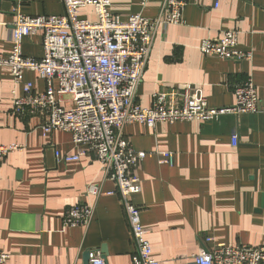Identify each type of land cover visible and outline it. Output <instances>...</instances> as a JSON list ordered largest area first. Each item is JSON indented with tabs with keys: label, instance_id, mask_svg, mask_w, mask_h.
Returning <instances> with one entry per match:
<instances>
[{
	"label": "crops",
	"instance_id": "obj_1",
	"mask_svg": "<svg viewBox=\"0 0 264 264\" xmlns=\"http://www.w3.org/2000/svg\"><path fill=\"white\" fill-rule=\"evenodd\" d=\"M110 0V11L126 20L141 13L156 18L163 0ZM29 16L63 14L61 0H0V56L11 51L12 8ZM80 16L91 21L90 8ZM238 30L239 48L251 60L204 55L199 45ZM25 56L41 58L42 37L23 40ZM251 76L264 104V0H186L183 22L156 29L137 101L150 106L152 94L189 83L211 107L234 104V87ZM35 91L44 81L25 70ZM14 86L10 69L0 66V145L20 144L0 164V250L9 264H84L85 252L99 251L105 264H129L136 251L115 184L103 177L93 152L78 160L69 133L43 134L41 118L11 113ZM18 95L22 93L17 86ZM65 105H70L66 102ZM238 133L233 146L231 134ZM124 135L136 150L152 152L134 172L140 189L131 196L158 264H183L216 243L264 245V116L223 115L209 122H159L153 128L131 124ZM172 153L171 163L158 152ZM157 152V153H155ZM97 183V195L86 193ZM77 202L94 208L87 227H65V210ZM206 238H211L206 241Z\"/></svg>",
	"mask_w": 264,
	"mask_h": 264
},
{
	"label": "built area",
	"instance_id": "obj_2",
	"mask_svg": "<svg viewBox=\"0 0 264 264\" xmlns=\"http://www.w3.org/2000/svg\"><path fill=\"white\" fill-rule=\"evenodd\" d=\"M147 1L142 0V5ZM61 2L63 14L60 15H25L18 2L12 8L11 51L7 56H0V66L8 67L13 77L11 113L18 117L39 116L43 134L69 133L78 150L63 156L54 150L58 159L78 160L93 152L103 177L115 184L126 214L136 247L129 264H158L152 257L147 230L141 224L140 209L131 200L132 194L140 189L134 170L152 152L134 149L123 129L131 124L153 128L159 122L203 123L228 114L264 116V104L251 76L234 87L235 101L230 106H209L199 89L189 83L155 91L148 107L137 101L155 31L159 26L164 30L171 24L182 23L186 0H163L156 18L136 13L126 20L110 11V0ZM87 8L92 10L95 20L80 16ZM36 33L42 37L41 58L28 57L22 52L23 40ZM238 36V30H224L219 37L202 40L199 50L224 60H251L252 52L239 48ZM25 70L36 72L44 81L42 91H35L32 82L23 79ZM17 86L22 88L20 95L16 92ZM66 102L70 105H65ZM230 140L233 146L237 145L236 131ZM21 147L20 144L0 145V164L9 153ZM158 154L162 162L171 163V152ZM99 192L97 183L86 187L88 194ZM93 214L92 205L77 202L65 210L62 223L65 227H87ZM0 264H9V255L1 250ZM87 264H105V260L95 250L89 252ZM183 264H264V245L216 243L192 254Z\"/></svg>",
	"mask_w": 264,
	"mask_h": 264
},
{
	"label": "water",
	"instance_id": "obj_3",
	"mask_svg": "<svg viewBox=\"0 0 264 264\" xmlns=\"http://www.w3.org/2000/svg\"><path fill=\"white\" fill-rule=\"evenodd\" d=\"M88 254H89V252H85V254H84V264H87V262H88Z\"/></svg>",
	"mask_w": 264,
	"mask_h": 264
}]
</instances>
